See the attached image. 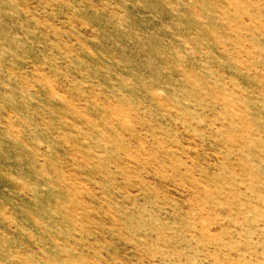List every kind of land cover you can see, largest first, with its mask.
<instances>
[{
	"label": "rangeland",
	"instance_id": "obj_1",
	"mask_svg": "<svg viewBox=\"0 0 264 264\" xmlns=\"http://www.w3.org/2000/svg\"><path fill=\"white\" fill-rule=\"evenodd\" d=\"M0 264H264V0H0Z\"/></svg>",
	"mask_w": 264,
	"mask_h": 264
}]
</instances>
